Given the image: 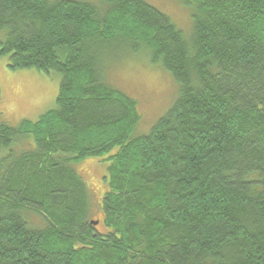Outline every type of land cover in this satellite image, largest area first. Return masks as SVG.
Returning <instances> with one entry per match:
<instances>
[{"label": "trees", "instance_id": "trees-1", "mask_svg": "<svg viewBox=\"0 0 264 264\" xmlns=\"http://www.w3.org/2000/svg\"><path fill=\"white\" fill-rule=\"evenodd\" d=\"M100 1L0 0L8 68L61 76L55 109L0 120V264H264V0H178L191 40L145 0ZM112 47L180 86L148 135ZM90 158L110 164L102 220L73 168Z\"/></svg>", "mask_w": 264, "mask_h": 264}, {"label": "rangeland", "instance_id": "rangeland-1", "mask_svg": "<svg viewBox=\"0 0 264 264\" xmlns=\"http://www.w3.org/2000/svg\"><path fill=\"white\" fill-rule=\"evenodd\" d=\"M55 2L58 0H50ZM94 5L104 15L107 6L100 0H72ZM167 15L187 40L193 33V9L178 0H145ZM126 48L112 47L102 55V69L112 79L115 88L138 103L141 120L133 138L150 134L156 123L166 115L179 96L180 86L161 64L151 62L150 52L126 54ZM61 76L45 75L35 70L14 72L8 68V58H0V84L2 88V116L5 122L17 127L23 120L36 121L45 112L56 108ZM3 152H0V156ZM104 158H90L73 168L86 183L90 194L92 219L102 220V201L109 190L108 166ZM90 215V216H91ZM40 219L38 215H35ZM34 217L35 221L40 222ZM103 229L102 225L98 226Z\"/></svg>", "mask_w": 264, "mask_h": 264}, {"label": "water", "instance_id": "water-1", "mask_svg": "<svg viewBox=\"0 0 264 264\" xmlns=\"http://www.w3.org/2000/svg\"><path fill=\"white\" fill-rule=\"evenodd\" d=\"M98 224V222H95V225H97Z\"/></svg>", "mask_w": 264, "mask_h": 264}, {"label": "bare ground", "instance_id": "bare-ground-1", "mask_svg": "<svg viewBox=\"0 0 264 264\" xmlns=\"http://www.w3.org/2000/svg\"><path fill=\"white\" fill-rule=\"evenodd\" d=\"M94 225H95V222H94ZM97 226V225H96Z\"/></svg>", "mask_w": 264, "mask_h": 264}]
</instances>
